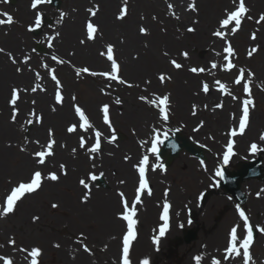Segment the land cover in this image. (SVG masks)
Listing matches in <instances>:
<instances>
[{
  "label": "rangeland",
  "instance_id": "374dc122",
  "mask_svg": "<svg viewBox=\"0 0 264 264\" xmlns=\"http://www.w3.org/2000/svg\"><path fill=\"white\" fill-rule=\"evenodd\" d=\"M19 0H16V2L13 4L11 1L10 2H4V0H2L1 4H3L4 10H0V13L2 12H8L11 14L10 12V8L15 7L17 5V2ZM71 0H61V5H60V9H56L54 10L53 8H51L50 4L47 2L46 6L47 8L50 10L51 14H48L49 18H51L53 22L52 25H54V23L61 25L62 22L64 21L65 17L63 18V20H60V12H64L67 15V18L70 16V18L72 17V14H75L76 11H78V7L77 4H70ZM73 1V0H72ZM129 5H131V1H135V0H127ZM170 2H172L171 4H173L175 6V1L174 0H168ZM167 1V4H168ZM188 1V0H187ZM191 1V0H190ZM250 12L249 15H251L253 17V20L249 22V20L245 19L242 21V31L240 32L241 35L244 36V38H247L250 36V32L254 31V28H259L258 31V37L262 43L261 50L254 55L253 58L249 59L246 55L247 50H249L252 46H253V42L252 41H248L245 40L243 38H232L231 42L233 47L236 49L237 54H238V58L234 59V63L237 65V68L239 67H246V68H251V70L256 74L255 78L253 79V90H252V99L254 100V104L255 107L253 108V121H252V126H250V129L253 128L252 130L254 131V135L251 136L252 139H256L258 135H260V132H264V26H258L254 23L255 18L258 17V14L261 12H264V0H246ZM124 3V1H122L121 3H119V8L122 6V4ZM263 3V4H262ZM27 7H29L30 10V0H25V3ZM197 4H198V8L199 11L198 13H195L196 19H198L199 21H201L202 19V15H204L206 12L212 11V9L214 8L215 5H220L219 6V12L220 14L217 16L220 17L221 16V12L224 8L226 7H230L231 6V0H228L227 3L221 4L219 0H197ZM128 5V6H129ZM5 6H7L5 8ZM75 6V7H74ZM177 6V5H176ZM163 13H165L166 17L169 14V11L166 12L167 6L165 4V6L163 7ZM176 8V7H175ZM129 11V9H128ZM52 12H55V15H52ZM218 12V13H219ZM15 13V12H14ZM16 14V13H15ZM140 15L143 16V18H146L141 12ZM156 16L155 13L151 12L150 14V18L152 23H159V27H161L160 25L161 22L159 21V18H157L155 21L152 20V17ZM1 19L2 16H0ZM157 17V16H156ZM159 17V15H158ZM33 18H34V11L31 14V19H27L24 21H20L18 24H13L10 26V33L13 32L15 33L14 38L16 37V39H14V44L9 46V48L11 47V49H6V51H12L14 55H21V53L25 54V51H28L30 56L32 55V51H30L31 47L34 46L32 44H34V35H32V33H29L28 30L26 29L27 25H29L30 23L33 22ZM66 18V19H67ZM201 19V20H200ZM84 19H82V21H80V28L84 34ZM58 21H60L58 23ZM66 21V20H65ZM217 21V19H216ZM215 23L210 24L208 23V32L212 33L213 29L217 27V24ZM146 26L149 27L147 20L145 19V23ZM186 25L190 26L193 25L190 21L185 23ZM50 26V25H49ZM64 26V25H63ZM55 28V27H54ZM6 29V28H5ZM5 29L3 30L4 32H2L1 36H7L9 34H6L7 31H5ZM54 30V29H53ZM62 30V28H61ZM46 31V30H45ZM101 31L99 37H98V41L96 44V46L98 48L101 49L100 52L102 51H106V45L108 43H112V44H117L119 41H110V39H107L106 34L104 33L103 30V26L101 27V29L99 30ZM237 34V35H240ZM43 37V41L46 42L47 40V34H42ZM186 36H191L187 31L185 32ZM26 36H30L31 41L30 44L27 45L26 44ZM192 37V38H191ZM191 39H195V32L194 35L191 36ZM18 39V40H17ZM243 41V43H242ZM2 43V42H1ZM222 46H224L223 41L219 42V48L222 51ZM72 47H70L69 45L66 47V55L65 58L71 60V63L73 66L75 67H90L95 70H99V69H103V70H109L110 64L108 62V64L105 65H95L93 64L90 60L88 61L87 59H82V58H77V57H73L71 56V49ZM186 48H188V51H190V47L186 45ZM199 49L202 50V52L199 51ZM187 50V49H186ZM207 48H199L197 47V50L192 49V52H194L195 57H198L200 59L206 58L207 54L206 51ZM30 51V52H29ZM199 51V52H198ZM118 52V62H123L124 58L121 55L120 51H116ZM164 52H168V56H164ZM222 53V52H221ZM206 54V55H205ZM159 55L164 56V61L157 67H154L153 65L151 69L152 71L150 72V74H143V75H138V72H134L132 71V73L130 72V74L125 73L124 68H123V72H122V77L129 80L130 83L133 84H137L139 85V87H133V88H127L126 86L121 87L120 89H118L117 93H113L111 94V92H109L107 95H103L100 93L99 89L101 87H103L105 84H107L108 82L105 81L103 78L100 77H96V78H92L90 76L87 75H82L80 77H76L75 74L71 73L73 77H70V80H72V85H73V89H69L70 84L67 83L65 84V93L68 96L67 99L70 98L71 95H73L72 93H75L74 95H76L78 97V102L81 104L82 107L85 108V110L89 113L90 118L93 121H96L99 118V121L102 123V116L101 114L98 112V106L103 104V103H109L110 104V114L111 117H114V122L115 123V117L116 116H122L125 112H126V101L127 99L124 98L125 95H127L128 97L131 96L134 100V102L137 103H142L145 106H149L141 101L138 100V96L140 95H147L149 96V99L152 98L151 93L153 91H157V92H167L170 93L172 96V101H173V109L170 110V114L172 115L173 118V125H177L180 124L181 122H186L187 120H184L183 117L185 116L184 113H187V116H193L191 114L192 112V104H196L197 105V117L194 118L192 120L191 123L188 124V127L185 128L186 131H184V134L186 135H190L191 137H193L195 140H201L202 142H204L205 144H207L208 146H210L212 148V150H214L215 153H220V149L222 144L226 141V136L223 135V131H227V128L230 127L231 125L234 126L236 121H232V122H227L225 123L222 127H220V129L218 130V132H216V130L210 129L208 128H204L206 130H202V132L193 134L191 128L194 127L199 124L200 121L204 120L205 122L207 121V117L206 116H200L199 115V111H203L205 113V115H209V116H215V113H220L222 110H214L211 111L210 107H209V102L208 101H200V102H195L194 100H190L189 98L186 99H181V104H183L182 109L181 110H176L179 106L176 104L175 102V97H174V88L177 85V80L175 79V75L172 72V70H174V68H172L170 66V64L168 63V60L170 58H175L178 60V62H181L182 64H184V68L182 69L185 73H187L188 75L191 74V72L188 71V69L190 67H199V64H201L200 61H192L190 59L184 60L180 55H175L174 53L171 52L168 49H166L165 46L159 47ZM5 56V55H4ZM38 56V55H37ZM99 56V55H98ZM137 56L136 53H134V57ZM139 56L141 57V53L139 54ZM223 53L222 56L220 58V60H223ZM103 59H105L104 57H102ZM5 59L10 62L7 58V56H5ZM48 61L47 63L49 64V66L51 68H54L57 63L53 62L51 60V57L47 58ZM167 59V62H166ZM210 60H213V58H207V60H205V62L203 63L205 68L210 67ZM40 61L37 60L35 63V59L33 58L30 62L31 67L35 70L37 67H39ZM219 63V61H217ZM11 63V62H10ZM122 66V65H121ZM106 68V69H105ZM62 71L61 67L59 69H56V75L58 76L59 79H62ZM102 71V70H99ZM159 72H164V73H169V75H171V80L168 81L165 85H161L159 83V81L156 79V75ZM34 74V73H33ZM192 75V74H191ZM195 76L194 78H196L195 81V87H193V89H191L192 83L190 82V77H186V79L182 78L183 80L181 81V85L186 86L187 87V92L189 94V96H196V93L198 92V83L199 81H205L206 79H204V77L202 76H196L195 74L193 75ZM233 77V74L231 75ZM211 77H215V79H219L221 78L218 75H214ZM208 78L209 80L211 79ZM147 79H151L152 81H155V84L152 86H148L146 85L143 81L147 80ZM63 80V79H62ZM206 80L209 84L210 81ZM28 83L27 85H31L32 81L27 80ZM190 82V84H189ZM91 85L92 89H88V86ZM148 86V87H147ZM147 88L148 91L145 92L144 89ZM230 89V88H229ZM132 90H135V92H131ZM238 90L240 91L239 96H243L244 94L242 93V86L238 87ZM53 90L51 91L52 94ZM131 92V93H129ZM9 93H10V88L7 87L5 89V95H6V100H8L9 98ZM204 94V93H202ZM52 96V95H51ZM201 96V95H200ZM199 96V97H200ZM96 97V98H95ZM119 97L122 102H124V106L122 107V110H120L118 107H116V105H114L112 102ZM174 97V98H173ZM197 97V96H196ZM92 100L95 101V105H96V114L97 116H94L93 113V109L90 107ZM207 102V103H206ZM199 103V104H198ZM204 105H208V108H205ZM240 102L238 100V102H236L235 104L233 103V105H231L234 110H235V115H237V113H239V106ZM0 113L3 114L4 112V108H2L0 106ZM138 111L133 112V109L130 110L129 112V120L127 121H121L120 125H117V123L114 124V127L116 130H121L122 133L125 134V139L119 141V143L116 144H120L119 148H116L114 150L111 151H107L106 152L112 154L111 156V163H114L116 168L115 170L113 169L110 173L111 176H113V178H117L115 180L114 183L111 184V181L109 179H107V177H105V181H106V185L107 187L105 188L106 190H102L99 186H97L96 182H93L92 187H94V190L96 191H100L101 195H94L93 194V202L92 204H90V209H93V207L95 208L96 205L99 203V197L102 199H105V196L109 195L111 197H113L114 199H116V208L113 210V214H114V218H116V213H118L119 211H121V206L119 203V196L117 195L118 192L123 191L125 193V195H129L131 198V201L134 199V195H135V189L137 187V177L135 176V182L133 183L132 187V192H127L126 190H124V186L122 184H120L121 180L123 177L121 176L122 174V170L119 169L118 165L120 163L123 164H127V163H131L132 164V170L136 173V169L133 167L134 164L137 163L138 158L141 157V154H147V152L149 154H147L151 160V163L154 165L155 160L152 154H150L151 152L149 151L150 148V142L147 144H143V150L142 153L140 152H135L134 154L131 153V148H127L126 146V142L131 141V144L136 145L137 143H134L136 141L142 140L139 139L144 138V140H150L151 137V131L152 129L150 128V131H148V133H145V135L140 131L141 126H139L140 122L144 120L145 115H146V111L142 110V109H138L136 108ZM156 111V110H155ZM228 112V111H227ZM143 114V116H142ZM228 114V113H227ZM73 115V114H72ZM142 116V117H141ZM183 116V117H182ZM10 114H8L7 119L9 120ZM141 119V121H139ZM69 120H65L61 126H63V128H61V132L63 134H65V126L66 124H68ZM162 123V121H161ZM25 126V123L22 124V126L20 127V131H21V137H14L16 143H18L17 147L15 148L17 150V152L19 151V146H28L29 144H31V137H33V141L36 140L38 138L37 134L38 131L36 130L35 133H32V136H28L25 137L23 134V127ZM46 128H48V126H46ZM156 128L159 129V131L163 132L164 129L162 126H156ZM133 130H135V133L133 132ZM220 131L222 134V139L221 141H223L221 143V146L218 147L219 144V135H220ZM56 136L62 135L61 133H55ZM107 135H109V132L106 133ZM193 134V135H192ZM211 134V135H210ZM213 134V135H212ZM84 135V134H82ZM92 137V134H90ZM77 135H75L76 137ZM78 137V136H77ZM91 137L85 135V138L88 139L89 141L92 139ZM47 137H45L44 139H46ZM216 138L218 140H216ZM216 140V141H215ZM34 144V143H32ZM58 143V148L59 147ZM125 144V146H124ZM264 144V143H263ZM35 145V144H34ZM90 146V145H89ZM209 148V149H211ZM33 150V148H32ZM211 150V151H212ZM241 150V149H240ZM210 151V150H209ZM115 152V153H114ZM20 153H26V152H20ZM114 153V154H113ZM245 153L246 154V150L242 151L241 150V154ZM105 154V152L103 153ZM90 154L86 153L85 159L90 160L89 157ZM92 155V154H91ZM183 153L181 154L182 157ZM125 156H130L132 159L131 161H126L124 159ZM244 156V155H243ZM13 158H9L8 161H4V163L7 165V168L2 165V159L0 158V175H1V171H6L2 177L0 176V189L1 187L5 184L6 187L2 188V196L4 195V193H6L10 187L9 182L10 181H16L18 179L21 178H26L29 175V171L31 168L28 169L26 175H22V176H16L17 171L19 170V159L17 158V156H12ZM180 157V158H181ZM241 155L236 156V158L234 159L233 164L237 163L240 160H243L241 158ZM264 157V156H262ZM179 158V159H180ZM207 160H209L207 168H203L201 164L198 162V160H194V164L191 166L188 162H187V166L185 169H189L184 178L183 181L179 182V176H180V172L182 170L181 166L178 165V160H176L175 164H172L171 167L169 168H163L162 170H160L159 168L156 169V172L154 170H152L150 168V175H151V186H152V191L151 193L153 195H155L154 197H150L147 198L146 200L148 201H152L153 204V208L156 210V218L153 221H148L147 224L149 226L147 233L144 234L145 237L148 239V241L150 242L153 241V237L157 236V232L159 233V227H160V221L157 220V215L160 214V208L163 204V202H166V200H170L171 203L174 204V206H176L177 208H181V210L179 212L182 211L181 215V220H177L176 216L178 217V212H176V210H174V225L171 226L169 233H167L168 235H166V237H164V241L162 244H167V242L172 238H175L176 235L175 234H179L181 232V228L180 225L181 223L185 222V218H188V214L186 211V206L187 207H192L194 205H196L195 202H198V200L200 199V196L202 194V191L205 190H210V188L216 187L215 186V182L213 174L209 173L207 175V178L205 176H202L201 174L205 175L206 174V170L210 169L212 171H214V169L218 168L219 165V160H217L216 157H214V154H212L211 152L207 153ZM220 158V156H219ZM216 159V160H215ZM217 161V165H214L211 167V162L212 161ZM91 161V160H90ZM264 161V159H263ZM56 162V166H53L50 170H54L57 171L59 174V170H58V162L55 160H52V164ZM67 165L69 164L67 161L65 162ZM216 164V162H215ZM35 165V162H34ZM92 166V165H91ZM184 169V170H185ZM70 171V170H69ZM92 171L93 169H91L90 167L84 171V172H77L75 174L74 177L69 178V174L70 172L67 174V176H61L60 177V182H51V181H45L44 187L42 188V190H40V192L36 195V196H31V195H27V197L25 199H23L22 203H20L16 214L14 216H10L8 218L9 221H7V217L5 219L0 218V245H3L2 248H11V246H9L7 244V241L11 238H14L16 240V244L17 246L19 245H25V246H42L44 249L48 248L49 251H47L45 257L43 258V264H68L66 263L63 259H61V251L74 246L76 248H78L79 252L83 253V254H88L87 252H84L82 247L84 245V241L83 239H85V243L88 245V247L91 249V252H93L94 254H88L90 255V262H87V264H122V246L121 245V240H122V235L125 232V224L121 225L120 230H118V232H110L108 231V229L106 228H100L99 231L95 230V229H88V231L92 234V236H89V233L87 232V229H85L84 226L80 225L78 223V221L74 222V223H70L69 219L65 218L68 217V212L73 209V207L75 206L73 203H75L76 205H84L80 202V198L84 192V189L82 188V186L79 185L78 181L81 178H85L86 174L88 172ZM97 171H102L101 169ZM188 172H190L191 176L198 179L197 182H191V181H187V175ZM196 172V173H194ZM201 174H199V173ZM134 173V174H135ZM199 174V175H198ZM69 180V183H74V184H78L81 188L80 191L78 192H73L71 190L67 191V194L65 193V189H63V187H61L59 183L65 181V180ZM217 179V177L215 178ZM218 180V179H217ZM137 182V183H136ZM49 183H55V186L53 188V191L50 193L49 196H47V192L45 193V187L49 186ZM251 183H253L252 181H247L245 182V184H242V190L245 192V194L247 195V202H246V206H251V201L252 199H250L251 197L249 196V192L246 188V185H251ZM264 183V181L261 180H254V185L258 186L259 184ZM169 189H171L172 191H174L175 189L178 192L182 193V196L180 198H178V200L175 198L173 199L172 197H169L168 194L165 195V193L169 191ZM219 194V195H218ZM147 191L144 192L141 195V200L145 199V197L143 196H147ZM224 195V196H223ZM70 200H68V199ZM219 198H222V200H224L225 204H223L222 202L219 201ZM193 201L194 203H191L189 201ZM212 200V201H211ZM163 201V202H162ZM234 202L235 199L233 200H229L228 196L224 193V190L218 191V192H214L212 194V196L209 198V200L204 204V207H201V210H197V212L199 213V219L202 217H205V221L206 224H200L199 225V237H198V241H200L202 239V236L204 237H209L213 232L216 231H223L225 232L228 227L230 225H232V222L228 219H225V216L228 215L230 211L233 213V215L236 216L234 210H233V206H234ZM52 203H57L59 204V208L56 210H53L51 208V204ZM185 204H189L186 205ZM86 205H89V203H87ZM141 206H143L144 210L146 209V206L144 204H141ZM129 207H131V202ZM140 206L139 204L137 205V216L138 218H140ZM185 210V213H184ZM26 216L29 217L30 220H28V223L33 224V228H30V230L26 229V226L22 225V226H14L11 227V223L14 220L15 217H20V216ZM36 215L39 216L40 219L37 221V223H34L32 220V217ZM52 217V218H51ZM237 217V216H236ZM49 218L58 221L59 219H61V222L59 223V225H57L56 229L51 228L48 224V221L50 220ZM255 221L256 219L259 220L260 222H264V216L263 214L257 213L254 211V218ZM93 222H95L96 220H92ZM181 222V223H180ZM257 222V221H256ZM172 223V222H171ZM36 224H38L37 226H35ZM71 224V225H70ZM170 224V223H169ZM173 224V223H172ZM80 225V226H79ZM196 225V224H195ZM19 228L18 231H20L19 233L23 234V236H19L18 235V231H16V228ZM143 227V226H142ZM184 227V226H183ZM17 228V229H18ZM64 228H67L68 232H66V230ZM27 231H29L30 233H26ZM227 232V231H226ZM83 233V237L81 236V234ZM24 234H29L26 235L24 237ZM141 230L139 231V236L138 239L136 240V243L134 245H132L133 247L130 248V253H129V260H130V264H142V261L147 259L149 261V263L151 261H154L155 256H159V260H157L158 264H178L177 263V259L179 257L182 256V260H184L183 263L181 264H194L193 263V259H192V254L195 250V244H193L191 247L186 248L187 245H182V246H186L183 247L182 249V253H178L177 249V257H175L173 260H169L168 256L165 257V251H166V247L162 248V251L159 253H157L154 249H152V245L150 248H147L146 250L143 249L142 245H139L141 243ZM81 236L80 239L83 241L81 243H77L76 242V238L78 236ZM86 236V238H85ZM201 238V239H200ZM75 239V240H74ZM197 241V242H198ZM59 244L60 247L57 248L53 245V243ZM151 244V243H150ZM82 246V247H81ZM182 246H178V249H181ZM221 247H224V244H222ZM0 248V252H3ZM17 248V247H16ZM116 248V252L114 251V249ZM114 251V252H113ZM258 251V250H257ZM7 254L9 252H4V254ZM16 252H13V254ZM67 253V252H66ZM162 255V256H160ZM260 256H262V254H260ZM259 256V257H260ZM18 259H21L20 256H17ZM17 258L15 257L16 261ZM25 259L20 260V264H22L23 262H25ZM156 261V260H155ZM17 264V262H16Z\"/></svg>",
  "mask_w": 264,
  "mask_h": 264
},
{
  "label": "bare ground",
  "instance_id": "6f19581e",
  "mask_svg": "<svg viewBox=\"0 0 264 264\" xmlns=\"http://www.w3.org/2000/svg\"><path fill=\"white\" fill-rule=\"evenodd\" d=\"M122 1L124 0H73V1L71 0L69 3L71 5L72 4L75 5L76 3L78 7V11H76L75 14H72L71 18L69 16L66 19L64 26H62V33H63L62 40L61 42L57 43V50H59L61 53H65L66 46L69 45L70 47L75 49L76 55L74 57L87 59L88 61L90 60L93 64L97 66L98 65L100 66L101 64H107V62H105V60L102 57L95 55L98 53V50L96 49L97 46L95 44L97 43L98 38L94 43L88 42L84 46L80 44V40L84 39V34L80 28V23H81L80 21H82V19L85 18L83 22H86L87 19L93 18L92 16L88 14L86 10L95 5H99V12L97 16L95 17V21L99 23V29L103 26V30L107 36V39H110V41L112 42L119 41L115 45V49L116 51H120L121 55L124 58L123 68H124L125 73L127 74H130V72L132 73V71L134 72L137 71L139 76L143 74L149 75L150 72L152 71L151 69H153L151 65H153L154 67H157L164 61L165 57L159 55V47H162V46H165L166 49H168L169 51L171 49V52L177 56L179 55L180 52L187 51L189 53L190 60L200 61L201 63H204L205 60H207V58H210V57L212 58L214 57L216 60L217 56L215 55V52H221L219 48V42L221 40L212 37L210 33L208 32V28H207L208 23L210 24L215 23L217 16L220 14L219 12L220 5L218 4L215 5L212 11H210V13L206 12L204 15H202L203 16L201 18L202 20L200 19L201 21H199L198 24L190 25L196 28V31H195L196 38L191 39L192 38L191 36H193L194 33H189L191 35L190 36L191 38L185 35L186 28L188 27V25H186L185 23L186 22L190 23V21L192 22L193 20H198L196 19L198 17L195 16L196 15L195 13H191L187 10L186 6L191 1L188 2L187 0H174L176 3L175 4L176 8L174 7L173 10L171 11L166 9V12L169 11V14L167 15V17L165 13H163V10H164L163 7L165 6V4L167 6L168 0H135L134 2L131 1V5H129L127 1V4L129 5L128 9L130 10L128 11V17L124 21H118L115 19V16L118 14V11H119L118 5ZM219 1L221 4L228 2V0H219ZM24 3H25V0H19L15 7L10 8L11 13H14V12L16 13L15 15L18 18V21H21L23 19H31L32 11H30L29 7H27L26 4ZM169 3H172V2L168 1V4ZM43 10L46 11V13L49 12V9L47 8V6L45 7V5H42L39 8V11H43ZM140 12L146 17L145 19L147 20L149 27L144 24L145 19L143 20L141 19L143 16L140 15ZM151 12L155 13L157 18H159L158 22H161V24H163V25H160L161 27H159V23H155V22L152 23L151 19H149ZM173 12L175 13V16L180 17L179 20L174 18ZM141 24L149 28V32H150L149 35L142 36L141 34H139L138 27ZM237 34L234 36L235 38L239 37V38L245 39L243 35L241 34L237 35ZM14 36H15V33H10L7 36L0 37V46L3 45L4 48L11 49V47L9 48V46L12 44L13 39H16V37L14 38ZM229 39H231V36H229ZM26 40L30 42V36H26ZM121 41H124V43H121ZM258 41H259V37L255 41V44ZM146 43L148 47H144ZM186 45L190 47V51H188V48H186ZM197 47L207 48L206 58L200 59L198 57H195L194 52H192V49L197 50ZM199 51H201V49H199ZM134 53H136V55H139L141 53V59L139 61L133 59ZM166 62H167V59H166ZM172 72L174 73L176 77L175 79L177 80V85L173 89L174 97H175L174 100L176 104L179 106L176 109L177 111L182 109V106H183V104H181L182 98L186 100L187 98H189L190 100L192 101L194 100L195 102H200L203 100L208 101L209 99H212L213 101V99L220 98L218 92L214 89L210 95L208 94V96L205 94L203 95L202 93H199L198 95L196 94L197 97L192 96V94L190 97L187 92L188 85L183 86L180 83L183 80L182 78L186 79V77L188 76L190 77L189 78L190 82L193 85L191 86V89H193V87L196 86L195 85L196 78H194L195 76L191 74L188 75L183 70H178V71L172 70ZM67 73L69 74L70 70L68 68H65V70L63 71L64 80L70 84L69 89L71 90L73 89V85L71 84L72 80H70V76H67ZM31 74L32 73L25 71L23 75H18L15 72V66H13L10 62L6 60L4 55L0 54V106L4 108L3 114L0 113V158L2 159V165H4L7 168V165L4 163V161H8L9 158L11 160V158H13L12 156H17L20 162L19 167H18L19 170L16 173V176L18 177L22 175H26L28 169L31 167H34V162H35L32 158L29 157L28 154L17 152L15 147L10 145L11 143L15 141L14 137L22 136L21 131H20L21 122H22V119L30 118L28 117V112L31 110V107L29 110L28 109L29 102H27L23 98V104L21 105L23 115L18 117L17 123L13 124L11 120L7 119L8 114H11V110H10L11 108L9 107L7 100L5 98L6 97L5 89L7 87L11 89V87L13 86H20V87L26 86L25 83L26 82L28 83L27 80L33 81V77L31 76ZM230 79L231 78H229V81ZM152 84L153 85L155 84L154 80L152 81ZM231 85H232V88L235 87V84H231ZM88 89L89 90L92 89V86L89 85ZM49 92L50 91H48L45 94L39 93V95L37 94L35 96V98L38 100V105H37L38 110L44 112L45 120L42 126H38L37 124L33 126L34 128L32 132L35 133V131L37 130L38 131L37 136L40 140L42 138L47 137L48 128L46 129V126L55 128V130H57L58 133L62 134V135H59L60 141H64V144L66 145V147H63V149L62 148L57 149V153L55 154L53 158L56 159L58 162L67 161L69 163L67 166L68 169L70 170L69 171L70 174L68 177L72 178L75 176L77 172L86 171L92 164L89 160L85 159V156H84V154H86L85 151L80 150L79 145L76 146L77 142H76L75 135H69L67 132L63 134L61 132V128H63V126H61L62 123L65 120H69V122H71L74 119V115H72L73 112L68 106L69 102H65L64 107L62 108L57 107V111L52 112L51 107L54 103L51 101V96L48 94ZM131 92L133 93L135 92V90H132ZM124 98L127 99L126 101L127 110L122 116L115 117L117 121L116 123L120 124L121 121L129 120L130 116L128 112L130 109L138 108V109L145 110L146 115H145L143 122L141 121V119L139 120L141 121L139 126H141V128L143 129V134H144L145 131H147V129L149 128V126H151L153 122L156 123L157 122L156 120H158V117L155 115V111L152 110V108L146 107L142 103L134 102L131 96L128 97L127 95H125ZM90 107L93 109L92 114H94V116H97L96 114L97 109H96L95 101L92 100ZM227 111H228V108L224 109L219 114L215 113V116L213 115L212 117L209 115H205L203 111H199V115L207 117V121L204 125L205 128L209 127L210 129L216 130V132H218L220 127H222L225 123H227L228 121L232 119L227 114L228 113ZM133 112L136 113V111H133ZM184 115L185 116L184 117L182 116V117L184 120H187L188 124L191 123L192 120L197 117V116H192V117L187 116V113H184ZM64 126L66 127V125ZM205 128L202 127V129L199 132H202L203 129L206 130ZM248 131L249 133L248 132L245 133V135L240 139L241 148H244V149L245 147H247V144H248V142L245 143V140H247L248 137H251L254 135L253 130L250 132V129H249ZM222 138L223 137L220 131V135L218 139H222ZM125 144L128 149L131 148L130 149L131 153L134 154L135 152L137 153L140 152V148L138 144L136 145L131 144V141L126 142ZM107 147H111V146L107 145ZM73 148L77 149V154L75 155L72 153ZM102 158L107 159V163L104 162V164L102 163L99 165L95 163V167H100L103 170V173H105L104 175H106L107 179H109L112 184L115 182L117 178H113V176H111L110 173L113 169L115 170L116 166L114 163H111L112 159L111 158L109 159L107 156H104V154ZM131 159L132 158L130 157V159L127 161L130 162ZM188 161L191 166L194 164V160H188ZM186 162H187L186 158L184 160H179L178 162V164L182 168L180 172V176H179V182L186 179L184 178V176L186 172L189 170V169L187 170L185 169L186 167H188ZM49 163H50V160H49ZM132 164L131 163H127V164L120 163L118 165L119 169L122 170V174H121V176L123 177L122 179H124L125 181V184L123 185L124 190H126L129 193L132 192V189H133L132 185L135 182V176H136V173L131 169ZM50 168L51 166L47 165L46 170H49ZM5 172L6 171H1L0 176L2 177V175ZM209 172L210 171H208L205 175L199 172L198 173L207 178V175ZM187 179H188L187 181H191L194 183L197 182L198 180L192 177L190 172H188ZM49 184L50 185L48 187L47 186L45 187V193L47 192L48 194L47 196L50 195V193L53 191V188L55 186V183H49ZM59 184H61L60 186L63 187V189H65L66 194L68 190H71L73 192L74 191L78 192L81 190V188L78 187L79 186L78 184L69 183L68 179ZM4 186L5 184L1 187L0 192L2 188H4ZM261 187H262L261 185L255 186L254 184H251V190H252L251 198L253 199L252 209H254L256 212H259L260 210L264 212V199L261 198L263 194V189ZM93 190L94 189H92V191ZM39 192L40 191L36 192L32 196L34 197ZM93 193L94 195H101V192L99 190L98 191L94 190ZM257 193H260V195L258 196ZM170 196L173 199L176 198L178 200V198L182 196V193L178 192L175 189L173 192H171ZM93 199L94 198L92 196V199L88 202L89 205H86V204L76 205L75 203H73L75 206L73 207V209H71L68 212V215H67L68 217L66 218L69 219L70 223H74L78 221L80 225L84 226L85 229H87L86 233H89L90 237L92 236V234L88 231V229H95L99 231L100 228H106L110 232H118V230H120L121 228V225H123L124 223L120 219L113 217L114 216L113 210L117 206L116 199H114L113 197L109 195L105 196V199H102L99 197L98 198L99 203L96 205L95 208L93 207V209H90V207L88 206L92 204ZM219 201L222 202L223 200H221L220 198ZM144 205L146 206V209L144 210L142 206L140 213H139L141 216L140 222H139V225H141V234H140L141 243L139 245H142L143 249L146 250L147 248H150L151 245L144 234L147 233V230L149 228L147 222L149 220L152 221V219L155 220L156 210L153 208L152 201L150 202L146 200ZM180 210L181 208L176 207V212H178L179 214H181L179 212ZM229 218H233L232 212L229 213ZM26 219L27 217L23 216L19 218L16 222L13 221V225L22 226V225H25L24 223L27 222L26 229L30 230V228L32 227V224L28 223V220H30V218L28 217V220ZM93 219L96 221L93 222L92 221ZM60 222H61V219H59L58 221L56 220L49 221V223H53L52 225L53 227L58 225ZM26 233H30V232L27 231ZM25 235H29V234H25ZM224 238H225L224 233L223 232L219 233L217 231L216 233L211 234L207 238L204 237L203 239L208 240L207 246L210 247L212 243H213V246L215 244L217 245L222 244ZM203 239L201 240V242L203 241ZM197 244H196L195 249L197 250V253H199V255L201 254L199 262L201 264H211V261L213 259L211 253L210 252L201 253L200 252L201 245L199 244L197 245ZM114 251L116 252V248L114 249ZM66 252L65 250L61 251V259L63 260L65 259L64 261L68 264H87V262H90L91 260L90 255L79 252L78 248L74 246L67 248Z\"/></svg>",
  "mask_w": 264,
  "mask_h": 264
},
{
  "label": "snow or ice",
  "instance_id": "6c2138e0",
  "mask_svg": "<svg viewBox=\"0 0 264 264\" xmlns=\"http://www.w3.org/2000/svg\"><path fill=\"white\" fill-rule=\"evenodd\" d=\"M4 2H7V0H4ZM48 0H31L30 7L34 11V21L30 23L27 26V30L29 32H34L36 28H40L42 26L45 13L42 11H39V8L47 3ZM187 10L191 13H198L199 8L197 4V0H191L190 3L187 4ZM174 5L169 3L167 4L168 10H173ZM90 16L95 18L99 12V5H95L91 8H88L86 10ZM250 9L246 5V0H231V6L226 7L222 10L221 16L217 18L216 24L217 27L213 29L211 35L214 38H217L221 41H223L224 46L222 49L223 53V63H217V61L213 60L210 62V67H190L188 69L189 72L195 74L196 76H199L200 74L207 73L209 71L212 72V75H215L214 70H220L225 73H231L234 75V79L232 81L235 85H242L243 93L245 94L246 98L242 101V114L238 117V132L236 128H233L229 131V139L226 143V150L223 152V160L222 164H228L230 157L234 155L233 149L235 145L234 137H236L238 134L243 135L246 130V126L248 125L250 121V108L254 107V100L252 99V89H251V83L253 79L255 78V73L251 70V68L246 67H239L237 68V65L233 62L234 59L238 58V54L236 49L233 47L231 40L229 39V36H235L239 31L242 29V21L247 19L249 21L253 20V17L249 15ZM60 20L62 21L65 17L66 13L60 12ZM0 16H3V19H0V26H11L16 23V20L14 17L8 13V12H2L0 13ZM173 16L175 19L179 20V16H175V13L173 12ZM128 17V4L127 0H124V3L119 8L118 14L115 16V19L118 21H124ZM142 20L145 18H141ZM157 19L156 16L152 17V20L155 21ZM60 21H58L59 23ZM193 25L198 24L199 20H193L191 22ZM254 23L258 26H264V12H261L258 14V17L255 18ZM85 32H84V39L80 40V44L82 46L86 45L88 42H95L97 39V36L99 35V28L97 25H94L91 21L86 20L85 22ZM186 31L188 33H194L196 31V28L193 26H188L186 28ZM259 31V28L252 31L250 33V39L252 41L257 40V33ZM138 32L142 36H147L150 34L149 28L145 27L143 24H141L138 27ZM7 34V33H6ZM60 36V32L57 31L55 33V36L49 35L47 37L48 41V47L52 48L54 46L53 41ZM121 43H124V41H121ZM144 47H148L147 43L144 45ZM261 50V47L259 44H253V46L247 50V57L249 59L253 58L255 54H257ZM33 52L35 49L32 50ZM221 52H215V55L217 57H220L222 55ZM0 54L7 56L8 60L11 62L13 66H15V72L18 75H23L25 71L34 73V78L36 81H41L43 77L41 76V73L39 71H35L31 67V59L32 57L27 54L21 53V55H14L12 51H6L5 48L0 47ZM72 56H75L76 53H72ZM179 55L184 59H189V53L187 51L180 52ZM99 56L106 58L107 62H109L110 67L109 70L106 71H94L91 70L89 67H76L74 68L75 75L77 77H80L82 75H87L92 78L101 77L105 81H108L107 84H105L103 87L99 89L100 93L103 95H107L112 88V82H115L119 85L126 86L127 88H133V87H139L137 84L130 83L129 80L122 77V66L121 63L118 62L116 56H115V45L112 43H108L106 45V51H102L99 53ZM164 56H168V52H164ZM134 60L139 61L141 57L139 55L133 57ZM51 60L58 65H64L69 64L71 65V60H64L60 59L57 55H52ZM168 63L170 66L176 70H182L184 68V64L181 62H178L175 58H170L168 60ZM40 68L45 70L50 80L54 83V104L51 107L52 112L57 111V107H64L65 105V96H64V85L62 84L61 80L56 75V68H51L48 63L42 62L40 64ZM171 75H165L164 72H159L156 75V79L159 81L161 85H165L168 81L171 80ZM146 85L149 87L152 84L151 79H147L143 81ZM213 85L215 86V90L220 92L221 94L228 93V86L225 83H222L221 80L215 79L213 80ZM198 92L204 93V94H210L212 88L210 87V84L205 81H199L198 83ZM47 92V89L42 87L40 83H35L33 85H26L23 87L20 86H13L10 89L9 98L7 100V103L9 107L11 108V114H10V120L13 124L18 122V117L23 115L21 105L23 104V95H26L28 93L36 94L38 92ZM145 92L148 91L147 88L144 89ZM231 94V93H228ZM152 98L149 99V96L147 95H140L138 96V100L149 105L152 109H155V115L159 117L162 122H166L169 120V109L171 105V94L167 92H157L153 91L151 93ZM232 98L234 100L239 99V97L233 95ZM36 104L37 101L35 99L31 100L32 108L28 112V117H30L27 120L28 124H37V125H43L44 123V116L43 113L38 114L36 111ZM116 105H122V100L117 97L115 99ZM69 108L73 112V115L75 117V120L72 122H69L66 125L65 131L69 135H77L78 136V145L79 149L83 150L90 154H97L102 151V140L106 141L109 144H114L116 142V129L112 123L111 117H110V104L109 103H103L98 106V112L102 116L103 124L106 126L109 135L105 136L103 132H101L99 129H95L92 132V139L94 142H92L89 146L90 141L85 138V135H81L80 133L88 134L90 130L94 129V125L89 122V117L86 114V110L84 107L81 106V104L78 102V97L76 95H71L69 98L68 103ZM205 108L208 107V105H204ZM192 112L191 114L193 116L197 115V105L192 104L191 106ZM215 109H222L223 104L222 103H216L214 105ZM232 120L236 121L237 116L235 114H232ZM204 126V122L200 121L197 128L194 129L195 131H198L200 128ZM135 133V130H133ZM55 130L52 127H49L47 129V138L44 143H41L39 139H36L34 141H31V143H34L38 146L40 150H33L32 152H28V155L30 158H32L35 161V165L33 168L30 169L29 175L26 178H21L16 181H10V187L8 191L5 193L2 199H0V218H6L10 214H14L16 211L18 202H21L23 198H25L27 195L35 194L36 192L42 190L43 184L45 181H51V182H59L60 175L57 174V171L47 170V162L50 158L55 156V149L57 147V140L55 138ZM165 138L167 137V133H164ZM258 139L262 142H264V133L260 134ZM151 143V148L149 151L155 156L157 159L159 158L157 155L158 152V144L162 143V141L159 138V129H152L150 140H143L140 141V143L147 144ZM60 148L66 147L65 144H59ZM250 150L253 153H256L259 148L257 143H251L250 144ZM20 152H27V146H19ZM72 153L75 155L77 154V149L73 148ZM91 160H95V155H89L88 157ZM124 159L127 161L130 158L128 156H125ZM203 163V162H201ZM92 167L95 168V163L92 164ZM133 167L138 171V187L135 189V195L134 199L131 201V207H129V200L126 198L125 193L123 191L118 192L117 195L119 196L120 200V206L121 211L116 213V216L121 221L126 222V231L122 235V264H130L129 260V253H130V242L133 241L136 238V233L134 231V225L136 224V220L134 219V216L137 212V205L142 203L141 195L143 194L145 189H148L147 194L151 195V189L148 187V181L146 178V169L151 168L152 170H156L157 168L163 169L164 165L161 163L159 165H150L149 164V156L147 154L142 155L138 158V161L136 164L133 165ZM59 172L67 176L68 170L67 165L64 163H60L58 167ZM216 176H223V171L220 168L216 169ZM100 175H103L102 173ZM89 181L97 182L98 183V176L94 172H88L85 176V178L79 179L78 183L82 188L84 189V192L80 198V202L82 204H87L91 197H92V191H91V184ZM125 181L121 180L120 184H124ZM167 192L165 193V195ZM259 196L260 193H257ZM51 208L53 210L58 209L60 206L57 203H52ZM169 204L165 202L163 204V215L160 217L164 223L159 227V234L158 236L153 237L154 243H159L160 237H163L165 235L166 230L169 227ZM239 217L243 221V234L242 239H238V228L239 225H234L229 232V237L227 240V246L225 248V256L224 259H228L229 257L235 255V256H242L243 264H254L253 256H252V246L254 243V237H253V228L254 226L249 222V217L245 215V212L237 206ZM40 219L39 216L34 215L32 217L33 222H36ZM257 231L260 233H264V227L256 226ZM83 237V233L81 234ZM7 244L13 248L16 246V240L14 238H11L7 241ZM55 247L59 248L60 245L56 244ZM3 245H0V248H2ZM19 252H22L25 254V260L27 261V264H39V257L42 255V249L38 246L29 248L21 247L17 249ZM83 251L84 252H91V249L88 247L87 244L83 245ZM199 262L200 257L196 258ZM0 264H16L15 259L11 254H5L0 256ZM142 264H149V261L147 259L142 261ZM211 264H221V261L213 258L211 261Z\"/></svg>",
  "mask_w": 264,
  "mask_h": 264
},
{
  "label": "water",
  "instance_id": "95a60500",
  "mask_svg": "<svg viewBox=\"0 0 264 264\" xmlns=\"http://www.w3.org/2000/svg\"><path fill=\"white\" fill-rule=\"evenodd\" d=\"M189 147H190V146H189ZM162 152H163V154H164V155H167V152H166L165 150H164V151H162Z\"/></svg>",
  "mask_w": 264,
  "mask_h": 264
}]
</instances>
